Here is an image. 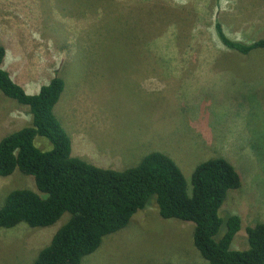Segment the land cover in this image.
<instances>
[{
	"label": "rangeland",
	"instance_id": "rangeland-1",
	"mask_svg": "<svg viewBox=\"0 0 264 264\" xmlns=\"http://www.w3.org/2000/svg\"><path fill=\"white\" fill-rule=\"evenodd\" d=\"M216 21L233 39L260 38L264 0H0V44L3 67L31 93L55 71H66L55 114L73 154L89 163L121 170L151 144L177 159L186 177L218 147L239 167L256 165L245 175L234 166L244 186L230 190L222 208L241 218L231 247L245 249V228L264 221V179L253 178L264 168V48L228 50ZM27 112L0 91V138L28 123ZM244 137L250 151L242 148ZM35 143L51 147L44 139ZM127 149L133 153L122 160ZM13 173L0 177V197L33 188L32 177ZM67 218L43 228H0V264H31ZM133 220L106 235L81 264L204 262L193 247L191 224L161 218L155 203Z\"/></svg>",
	"mask_w": 264,
	"mask_h": 264
},
{
	"label": "trees",
	"instance_id": "trees-1",
	"mask_svg": "<svg viewBox=\"0 0 264 264\" xmlns=\"http://www.w3.org/2000/svg\"><path fill=\"white\" fill-rule=\"evenodd\" d=\"M214 30L220 43L235 53L248 54L264 48V36L236 40L224 32L218 21ZM5 56L6 48L0 44V91L27 108L30 119L0 138V177H9L18 170L21 179L32 177L33 188L26 185L3 193L0 198L6 195L0 206V228H13L19 223L31 228L48 227L68 214L49 242L38 249L31 264H81L84 257L95 253L106 235L119 232L128 223L133 226V216L151 203H155L161 218L192 225L193 247L204 262L189 264H264V221L245 228V249L232 248L241 218L236 212L229 216L231 211L222 213L230 190L244 186V176L235 167L245 175V169L256 165L239 167L217 146L215 155H207L186 177L177 159L151 144L150 151L137 163L121 170L89 163L72 154V142L55 114L56 103L67 85L61 75L66 71H55L29 94L3 67ZM36 136V140L44 139L51 147L42 150L35 143ZM136 141L143 143L140 138ZM248 144L247 140L242 148L250 151L253 148ZM132 153L127 149L120 157L124 160V155ZM253 178L257 183L264 179V168H259Z\"/></svg>",
	"mask_w": 264,
	"mask_h": 264
},
{
	"label": "crops",
	"instance_id": "crops-1",
	"mask_svg": "<svg viewBox=\"0 0 264 264\" xmlns=\"http://www.w3.org/2000/svg\"><path fill=\"white\" fill-rule=\"evenodd\" d=\"M17 83H19L21 86H23L24 87V89L26 90V91H28L27 90V86L26 85H24V84H22V83H20V82H18L17 80H16V78H13ZM28 92H30L31 93V91H28Z\"/></svg>",
	"mask_w": 264,
	"mask_h": 264
},
{
	"label": "clouds",
	"instance_id": "clouds-1",
	"mask_svg": "<svg viewBox=\"0 0 264 264\" xmlns=\"http://www.w3.org/2000/svg\"><path fill=\"white\" fill-rule=\"evenodd\" d=\"M5 61V60H4ZM9 73L11 74V72L9 71ZM11 76L13 77V75L11 74ZM14 80V79H13ZM16 82V81H15ZM19 84V83H18ZM20 85V84H19ZM22 88H24L23 86H21ZM25 90V89H24ZM26 91V90H25ZM27 93L31 94L30 92L26 91ZM73 150V149H72ZM73 154V152H72ZM74 155V154H73ZM17 171V170H16Z\"/></svg>",
	"mask_w": 264,
	"mask_h": 264
}]
</instances>
